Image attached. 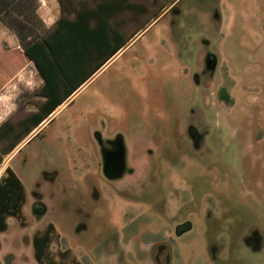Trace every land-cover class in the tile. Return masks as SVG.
<instances>
[{"label":"rangeland","instance_id":"374dc122","mask_svg":"<svg viewBox=\"0 0 264 264\" xmlns=\"http://www.w3.org/2000/svg\"><path fill=\"white\" fill-rule=\"evenodd\" d=\"M131 1L146 11L112 22L126 48L4 156L0 176L12 168L27 197L1 264H37L50 224L66 264H264V0ZM61 2L95 4L0 0V126L43 102L22 55ZM118 140L125 170L108 179Z\"/></svg>","mask_w":264,"mask_h":264},{"label":"trees","instance_id":"16d2710c","mask_svg":"<svg viewBox=\"0 0 264 264\" xmlns=\"http://www.w3.org/2000/svg\"><path fill=\"white\" fill-rule=\"evenodd\" d=\"M94 1L93 6L84 4L80 8H74L73 15L67 12L68 9L61 2L62 14L54 28L25 47L22 56L34 64L43 82V102L37 111L19 123L6 121L0 126V168L4 156L20 144L24 135H29L45 123L126 48L132 38L128 39L120 28L114 26L113 19L126 11L136 14L146 11L131 0ZM19 59L20 57L4 61L2 66L10 68ZM219 97L226 103L231 102L225 89L220 90ZM26 197L25 186L20 178L12 168H6L0 176V251L1 234L8 229V219L22 220ZM55 234L56 229L50 224L44 232L34 235L32 243L37 264H66L67 252L60 254L59 261L51 254L50 248ZM71 264L82 263L72 259Z\"/></svg>","mask_w":264,"mask_h":264},{"label":"water","instance_id":"95a60500","mask_svg":"<svg viewBox=\"0 0 264 264\" xmlns=\"http://www.w3.org/2000/svg\"><path fill=\"white\" fill-rule=\"evenodd\" d=\"M125 147L122 140L117 141V149L108 151L104 156L103 172L108 179H117L125 170Z\"/></svg>","mask_w":264,"mask_h":264},{"label":"crops","instance_id":"0c3cea01","mask_svg":"<svg viewBox=\"0 0 264 264\" xmlns=\"http://www.w3.org/2000/svg\"><path fill=\"white\" fill-rule=\"evenodd\" d=\"M18 62H19V61H18ZM18 62H17V63H18ZM0 260H1V251H0Z\"/></svg>","mask_w":264,"mask_h":264},{"label":"flooded vegetation","instance_id":"af4514ba","mask_svg":"<svg viewBox=\"0 0 264 264\" xmlns=\"http://www.w3.org/2000/svg\"><path fill=\"white\" fill-rule=\"evenodd\" d=\"M115 148V147H114ZM116 149H117V145H116Z\"/></svg>","mask_w":264,"mask_h":264}]
</instances>
